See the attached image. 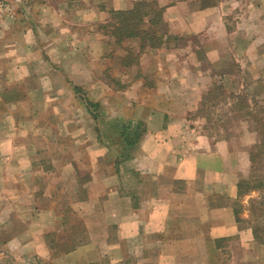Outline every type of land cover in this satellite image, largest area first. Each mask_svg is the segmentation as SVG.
Here are the masks:
<instances>
[{
	"label": "crops",
	"instance_id": "crops-1",
	"mask_svg": "<svg viewBox=\"0 0 264 264\" xmlns=\"http://www.w3.org/2000/svg\"><path fill=\"white\" fill-rule=\"evenodd\" d=\"M2 1L0 264H222L228 248L241 250L232 264H264V213L249 226L255 215L243 210L250 145L186 130V100L175 113L180 99L165 92L211 86L172 81L166 71L147 83L126 56L127 71L113 82L104 37L64 16L61 3ZM141 1L82 0L83 17ZM186 3L161 6L168 34H187L182 14L177 29L170 18L181 6L186 13ZM245 5L244 20L264 22V4ZM227 11L222 3L199 7L189 25L230 35ZM241 20L236 26L247 27ZM242 37L248 46L260 38ZM194 64L196 77L206 75ZM262 80L249 88L264 90Z\"/></svg>",
	"mask_w": 264,
	"mask_h": 264
},
{
	"label": "rangeland",
	"instance_id": "rangeland-1",
	"mask_svg": "<svg viewBox=\"0 0 264 264\" xmlns=\"http://www.w3.org/2000/svg\"><path fill=\"white\" fill-rule=\"evenodd\" d=\"M45 1L50 4L61 3L64 6L62 12L64 16L72 18L75 21L74 23H77V26L81 21H84V23L88 24L87 30L93 32L95 36L104 37L107 44V54L111 59L109 64L113 75L110 80H113V82H115V79L124 76L122 75L123 71H127V69L124 70L120 66L123 65L120 62L122 61L121 57L126 56L125 62L127 64L136 61L140 71L141 69L145 71V74L140 76H145L147 83L154 84L155 73L161 71L165 73L166 71L167 75L165 76H168L172 81L173 79H180L181 76H183L181 80L186 82H193L196 81V78H201L204 85L211 86L210 89L204 90L203 93H201L202 91H195L189 88L167 90L165 92L168 98L175 96L181 100L179 102L176 101L173 105L175 113L183 112L181 103H183L184 99L186 100V118L191 119V121L180 123L182 126L185 124L186 130L205 132L206 135H213L212 139L227 138L235 147L242 145L248 147L250 145V156L254 155L255 160L254 162L252 160V168L248 178H246L247 184L242 189L246 205L243 210H246L249 215H255L252 222L249 221V226L261 225L262 223L259 220L261 221L262 218L260 216L264 213V90L260 88L252 90L249 85L259 82L256 81L259 78H262V82H264V56H260L264 54V22L260 20L255 23L257 24L255 26L251 25L252 23H248L249 20H244L245 18L243 17L245 14L244 10H249L246 8L245 2L256 3L257 0H242L240 2L239 0H142L137 4L146 5L137 6H141L139 7L140 13L144 20L158 18V14H161L162 5L169 6L176 2H187L186 13H184L181 6L170 16L171 19L175 20L173 28L177 29L180 25L179 22H181L180 14H182L185 21L179 27L187 24V34L184 32L185 34L181 35L174 32V30L171 31V34H168L167 25L163 26L162 23L150 25L146 21L143 25L141 19L138 25V27L140 26L138 35L132 40L125 39V41L122 40L120 42L116 41L117 36L112 35L114 25L118 21L115 19L114 10L106 11L105 14L102 13L99 16L97 15L99 14L98 11L89 10V13H84L85 17H83L82 9L84 3L82 0ZM258 1L264 4V0ZM220 3L224 4L225 8H228L227 13L229 14L226 17V24L230 35H221L220 28L216 25L201 30V33L197 31L194 24L189 25L196 19L195 11L199 7ZM84 9L86 10L85 7ZM141 15L138 13L137 16L141 17ZM137 16L136 19L139 21ZM237 17H243V19L241 20V18L238 19ZM103 19L104 22H100ZM240 20L247 27H237L236 21ZM146 32L148 33L146 34ZM145 34L148 36H145ZM157 35L162 38L166 36L162 47L160 46L162 43L158 47L155 46L158 41L156 40L154 43L152 40ZM244 35L259 36L260 38H258L257 43H251V46H248V40L242 37ZM229 42L232 43L231 46H229ZM245 46L247 49H244ZM179 49L180 51L177 52ZM194 51H196L195 55ZM210 52H216L215 56L208 54ZM215 57L216 61H214ZM195 61L199 64L198 69L200 72L206 75H198L196 77L194 74ZM260 67L261 69H259ZM225 74H230V76L225 81H222L220 76L223 77ZM126 76L129 77L130 75ZM156 77L158 78L159 76ZM150 97L154 98L152 95ZM200 99L201 101L206 100L204 103L198 102V104H194ZM95 110L97 113L98 108H95ZM102 126L104 127L103 124ZM259 211L261 212L259 213ZM260 234L262 235V232ZM260 234L259 236H261ZM60 235L66 236L65 233ZM71 236H68L66 241H78L83 235L81 233ZM224 251L221 258L223 259L222 264H232L233 259L231 260V258L234 256L239 258L238 255H241V250L238 249L231 250L228 248ZM227 260H230V262Z\"/></svg>",
	"mask_w": 264,
	"mask_h": 264
},
{
	"label": "trees",
	"instance_id": "trees-1",
	"mask_svg": "<svg viewBox=\"0 0 264 264\" xmlns=\"http://www.w3.org/2000/svg\"><path fill=\"white\" fill-rule=\"evenodd\" d=\"M137 5H146V4H137ZM135 5L133 9L129 10V11H117V12H114V16L115 19H117L118 21L116 22V24L114 25V29L112 31V35L113 36H117V40L118 42L120 41H124L125 39H130L132 37H136L138 35V30L140 28V26L138 27V25L140 24V20L143 22V25L145 24V21L148 23V24H158V23H161V14L159 15L158 14V18L156 19H146L144 20L143 19V16L141 15L140 13V8L141 6H137ZM161 11V10H160ZM141 15V17H138L137 15ZM136 16L138 17L139 21L136 19ZM144 32V31H143ZM148 32H146L147 34ZM145 36H148L146 35ZM149 35H150V32H149ZM141 36V35H140ZM152 39V38H151ZM161 39L162 37L157 35V37H153V42L154 41H158V43L155 45V46H158L161 44ZM155 43V42H154ZM124 62V61H122ZM126 130V127L124 128ZM124 135V134H123ZM125 138H127L125 136ZM252 160L254 162L255 160V157L254 155L252 156ZM256 238H258L259 236V233L255 234Z\"/></svg>",
	"mask_w": 264,
	"mask_h": 264
},
{
	"label": "built area",
	"instance_id": "built-area-1",
	"mask_svg": "<svg viewBox=\"0 0 264 264\" xmlns=\"http://www.w3.org/2000/svg\"><path fill=\"white\" fill-rule=\"evenodd\" d=\"M4 7H5L4 2L2 0H0V12L3 11Z\"/></svg>",
	"mask_w": 264,
	"mask_h": 264
}]
</instances>
